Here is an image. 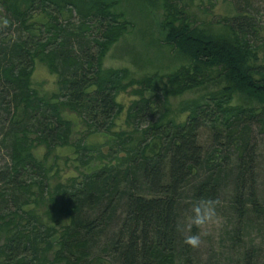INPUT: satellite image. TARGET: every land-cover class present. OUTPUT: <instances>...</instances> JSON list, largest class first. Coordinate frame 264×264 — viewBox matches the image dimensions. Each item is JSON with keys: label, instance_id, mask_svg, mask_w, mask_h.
I'll return each mask as SVG.
<instances>
[{"label": "trees", "instance_id": "16d2710c", "mask_svg": "<svg viewBox=\"0 0 264 264\" xmlns=\"http://www.w3.org/2000/svg\"><path fill=\"white\" fill-rule=\"evenodd\" d=\"M33 1L0 0L8 25L19 27L15 39L0 38V107L12 127L7 132L9 161L0 169V264H79L86 259L87 241L102 231L117 202H121V221L107 246L118 264H160L161 257L174 251L176 206L190 183L191 198L200 203L229 178L235 214L241 218L246 211H261L252 187L256 179L254 133L264 134V30L252 18L234 13L231 21L223 20L221 30H204L191 25L170 0H158L162 40L187 63L170 72L166 83L156 74L129 79L125 85L135 86L138 96L126 109L130 129L113 131L110 136L105 133L108 126L99 130L100 124L95 123L98 117L107 120L122 109L114 95L120 79L127 76L126 69H101L105 51L130 26L123 13L113 8L119 0H38V9L46 16L41 24L44 30L30 20ZM48 5L51 12L61 14L70 7L78 14L76 32H67L54 22ZM91 22L96 25L95 34L89 31ZM40 32L44 37H39ZM69 35L80 42V49L86 47L79 59L66 48ZM85 39L89 40L85 43ZM90 42L96 45L94 55L88 54ZM36 63L50 73L61 69L63 98L44 101L31 86ZM210 82L219 87L199 100L183 102L178 110L185 113L181 120L166 117L170 113L167 95H180ZM234 91L259 106L231 105ZM147 110L158 116L140 127ZM67 113L90 126L87 132L99 131L119 142L127 153L126 166H89L90 154L79 147L81 139L69 142L73 123ZM204 125L214 146L210 152H203L197 142L198 129ZM65 145L73 146L85 169L77 181L54 182L51 179L58 169L48 160L57 146ZM147 147L155 150L146 151ZM219 147L223 152L209 164ZM37 148L43 150L40 155ZM229 148L231 158L225 153ZM199 170L202 175L197 174ZM137 176L149 196L136 190ZM84 208L93 209L94 216L83 218ZM194 233L195 227L190 229ZM53 234L57 237L51 240ZM50 249L51 255L45 254ZM242 257L244 264H251L249 251ZM98 260L93 256L83 262L96 264ZM183 264H191L187 255Z\"/></svg>", "mask_w": 264, "mask_h": 264}, {"label": "rangeland", "instance_id": "374dc122", "mask_svg": "<svg viewBox=\"0 0 264 264\" xmlns=\"http://www.w3.org/2000/svg\"><path fill=\"white\" fill-rule=\"evenodd\" d=\"M152 2L151 0H119L117 5L113 7L116 11L123 13V18L129 22L130 26L108 47L101 58L103 72L120 68L127 71V76L120 79L121 86L118 84L114 95L116 102L122 106L121 111L115 115L113 113L112 117L107 120L98 117L95 123L96 125L100 124L99 130L108 126L109 129L105 133L110 136H113V131L126 133L130 129L125 122L126 109L133 100L138 99V96L133 92L135 86L125 85L129 79L150 77L153 76L152 74H156L163 83H166V77L170 72L187 63V59L183 55L163 42V31L160 25L163 17L162 10L158 0H152ZM170 2L173 3V9L180 7L182 14L191 25L204 30H221L223 20L231 21V16L234 13L240 14V17L252 18L256 27L260 31L264 30V0H170ZM38 8H40L39 1L34 0L32 9L29 11L32 16L30 20L40 25V28L44 30L41 24L45 21L46 16ZM50 8L48 5L46 10L51 12ZM50 14L51 17L54 16V22L67 28V32H76L74 28L78 24L79 16L70 7L68 10L63 9L61 14L55 11ZM7 21L6 12L0 4V38L4 41L15 39L19 31L17 29L18 25L14 23L8 25ZM91 26L93 27L91 28ZM88 27L90 32L95 30L96 32L93 33H97L96 25H93V22ZM38 35L44 37V33L40 32ZM88 40L85 39L84 42L86 43ZM79 43L71 35L68 36L67 43L65 42L69 54L76 59L81 58L79 57L80 50L86 49L85 46L80 49ZM52 46L53 43L48 45L49 48ZM86 46L89 50L88 54L94 55L96 45L90 42ZM60 73V68L56 67V72L50 73L42 64H35L30 78L31 86L44 98V101L59 95L60 98H63L61 95L63 89L59 82ZM68 74L70 73L67 72L66 75ZM216 84L217 82H210L189 88L180 95H167L165 100L168 108H170V113L168 112L166 117L173 116L175 122L181 120L182 115L185 114L178 111L181 104L188 100H199L207 92L218 88L219 84ZM230 104L235 106H259L254 99L238 91L232 93ZM147 111L145 117L140 120V127L145 126L149 121L155 120L158 116L156 111L151 113L152 116L149 110ZM66 115L73 123L69 134V142H77L79 138L81 139L79 142L82 146L79 147L88 149L87 152L90 154L87 160L89 166L116 165L119 168L126 166L128 163L127 153L122 151L119 142L110 141L107 135H103L99 131L87 132V129H91L90 126L87 128L74 114L67 113ZM8 118V115L0 107V169H3L9 161L7 132L12 127L8 123ZM254 138L256 143V170L254 176L256 179L252 189L261 211L258 213L250 210L246 211L241 218L235 214L232 205V193L228 183L229 178L222 180L219 188L209 196L207 201L200 203L191 198L193 186L190 183L191 186L188 185L180 193V199L176 206L175 228L177 239L175 240L174 251H172L171 256L161 257L160 264H183L185 255L189 257L191 264H244L242 254L246 250L252 256L251 264H264V134L255 132ZM197 142L202 147L203 152H210L214 147L211 145V133L206 125L198 129ZM76 144L79 145V143ZM151 148L155 150L153 147H147L146 151H150ZM73 150V146L67 145L55 148V155L48 160L54 162L58 169V175L52 178V181L64 183L69 178L77 181L80 174L83 173L85 168L81 166L79 158L75 156ZM42 152L41 148L36 149L38 155ZM221 152H223L222 147L216 149L208 163L214 162L213 159L221 155ZM225 153L229 158L232 157L231 148L225 149ZM197 174L202 175L203 170H199ZM22 179H26V177L23 176ZM134 185L141 195H150L146 192L145 186L138 176ZM209 201L217 203L213 205L208 203ZM116 204L115 212L102 231L96 233L87 241L86 259H82L79 264H85L83 261L92 259L93 256L100 258L96 261V264H118L117 257L107 246L110 243L108 240L114 237L121 221V202ZM198 205L202 209V214L213 216L211 220L199 226L193 222L192 217L193 210ZM84 209L83 218L94 216L93 209ZM194 227V234L200 237L198 247H191L184 242L185 237L191 235L190 229ZM56 237L55 234L51 235V240L56 239ZM39 246L42 247V243H39ZM51 251L50 249L44 253L51 255Z\"/></svg>", "mask_w": 264, "mask_h": 264}, {"label": "clouds", "instance_id": "9594fccd", "mask_svg": "<svg viewBox=\"0 0 264 264\" xmlns=\"http://www.w3.org/2000/svg\"><path fill=\"white\" fill-rule=\"evenodd\" d=\"M208 203L210 204H215L217 202H214V201H209ZM214 214V213H213ZM213 218L212 215H204L202 214V209L201 207L198 205L196 206L195 208V217H194V220L193 222L196 224V225H203L204 223H206L207 221L211 220ZM184 242L191 246V247H198L199 244H200V237L198 235H188L185 237L184 239Z\"/></svg>", "mask_w": 264, "mask_h": 264}]
</instances>
